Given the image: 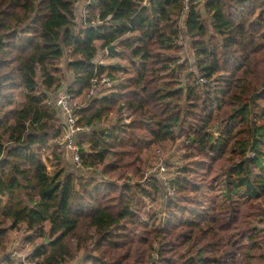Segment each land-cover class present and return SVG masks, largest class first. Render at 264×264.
I'll return each instance as SVG.
<instances>
[{
	"label": "trees",
	"instance_id": "trees-1",
	"mask_svg": "<svg viewBox=\"0 0 264 264\" xmlns=\"http://www.w3.org/2000/svg\"><path fill=\"white\" fill-rule=\"evenodd\" d=\"M79 2L0 0V253L24 226L36 264H264V0H92L78 24ZM115 43L128 67L96 65ZM65 56L91 177L52 142ZM177 139L174 176L142 183V155ZM157 198L182 221L141 217Z\"/></svg>",
	"mask_w": 264,
	"mask_h": 264
},
{
	"label": "rangeland",
	"instance_id": "rangeland-1",
	"mask_svg": "<svg viewBox=\"0 0 264 264\" xmlns=\"http://www.w3.org/2000/svg\"><path fill=\"white\" fill-rule=\"evenodd\" d=\"M79 3H82V0H80ZM80 6H81V4H80ZM75 15H76L77 23L79 24V16H78L79 13H78L77 9L75 10ZM114 45H115L116 51L120 52L121 48L118 45V43H115ZM184 51H185V55H183V56L187 55L191 64H192L193 56H192L191 51L188 49V47L185 48ZM67 61H68V57L65 56L58 64H59V67L61 68V70L66 74V79L64 80V83H65L64 85L69 87L73 83V75L69 72H66ZM95 61H96V65H104V66H114L115 65L116 66L118 64L122 67H126V68L128 67V61L127 60H124L122 58L121 59L120 58H118V59L113 58L111 56V53L107 52L106 49L105 50L99 49V53H98V56H97ZM189 72H194V68L191 67L189 69ZM117 83H120V80ZM110 90L111 89H105V90L99 89L96 97H101V96L107 95V94H109ZM14 95H15V100L18 103L21 100L20 99L21 95L19 94L18 91H15ZM56 95L55 96L51 95L49 97V100L52 102L55 99V97L58 96V95L57 96ZM73 105H75V103H73ZM77 106H80L83 108L84 107V101L82 104L77 105ZM61 122H63L62 115L56 111V125H57V127H61L62 136H60V138L58 137L57 139L53 140L52 142H53V145H56L58 151L61 153L63 165H64L66 171L72 172L73 174H76L77 176H79V175H82L84 177L94 176L93 173L90 174L87 170H83L81 167L75 166L73 163L71 154L68 152V150L63 148L62 145L60 146V143H62L63 138H65V136H66V131L62 128ZM182 155H183V151H182V140L181 139H177L176 142H174V143H167V144H163L162 146L154 147L153 149H151V151L144 153V155H142V158H143L142 163H138L137 165H135V166H141L142 170L145 173L141 182L142 183L146 182L145 179L150 178V177H154V178L160 180L161 182H164L167 179H169L172 175L174 176V168H173L174 166L173 165H175L176 167L180 166L179 158ZM45 158H51L52 159V157L50 155L47 156V154L42 153L43 162L46 163L49 171L53 172V165L55 162H53V161L46 162ZM120 185H122V183L119 184V186ZM168 196H173V192H172V194L171 193L169 194V191H168ZM158 199L159 198H157L158 202H155V203H151V202H149V200H146L144 202L145 203L144 206L141 207V209L138 211L139 215L141 217L145 218V216H147V215H150L152 213H158L159 211H162L163 212L162 214H160V215L158 214L159 217H158L157 221H159L160 218L162 221H168V222L170 221L171 223H173L174 221H175V223L177 221H180V222L182 221L181 217L183 215L177 214L176 212H173L174 215L176 216V218L172 219V220H168L167 216H166L167 212L165 211L167 198H162L161 200L160 199L158 200ZM171 223H170V225H171ZM138 233L139 232H137V234ZM30 235H31V233L25 231L24 226H21V228H19L18 230L10 232L9 241L7 243V246H6V250L4 251L5 253L4 252H2V254L0 253V261L2 260V258L5 255H8V256L12 257L13 263H11V264H20L21 259H23L27 255H30L35 247L40 246L44 243L43 239H40V238H35L32 242L28 241L27 237H29ZM153 259H154L153 264L159 263L158 258L156 257V254L153 255ZM174 259H176V258H174ZM77 261L78 262L71 263V264H83L84 263V262H82L83 261L82 259H81V261L77 259Z\"/></svg>",
	"mask_w": 264,
	"mask_h": 264
},
{
	"label": "built area",
	"instance_id": "built-area-1",
	"mask_svg": "<svg viewBox=\"0 0 264 264\" xmlns=\"http://www.w3.org/2000/svg\"><path fill=\"white\" fill-rule=\"evenodd\" d=\"M92 0H82V3H79L76 7L79 13V21L84 19L86 16L87 8L90 6ZM81 4V6H80ZM185 9L187 10L189 7V0H184ZM113 86V83L107 77H102L100 81L97 79H93L91 81V87L87 93L88 101L90 102L91 99L96 98L98 90H105L110 89ZM61 92V93H60ZM55 97V99L51 102L49 100L50 106L57 112L62 115L63 122H61L62 128L66 131V136L63 138L62 145L63 148L68 150L71 154L73 163L75 166H80V154H79V147L78 141L79 136L81 133H86L88 131L87 128H81L77 126V113L80 111L82 107L77 106L76 104L73 105L74 101L72 96L70 95V86L63 87ZM146 180V179H145ZM148 180V179H147ZM172 194L169 191V194ZM29 256H25L21 259L20 264H36L34 261L29 260ZM12 258V257H11ZM6 264V263H2Z\"/></svg>",
	"mask_w": 264,
	"mask_h": 264
},
{
	"label": "water",
	"instance_id": "water-1",
	"mask_svg": "<svg viewBox=\"0 0 264 264\" xmlns=\"http://www.w3.org/2000/svg\"><path fill=\"white\" fill-rule=\"evenodd\" d=\"M106 51L109 53L117 52L114 44L107 47Z\"/></svg>",
	"mask_w": 264,
	"mask_h": 264
},
{
	"label": "crops",
	"instance_id": "crops-1",
	"mask_svg": "<svg viewBox=\"0 0 264 264\" xmlns=\"http://www.w3.org/2000/svg\"><path fill=\"white\" fill-rule=\"evenodd\" d=\"M72 84H73V83H72ZM72 84H71V85H72ZM71 85H70V86H71ZM65 86H66V85H65Z\"/></svg>",
	"mask_w": 264,
	"mask_h": 264
}]
</instances>
